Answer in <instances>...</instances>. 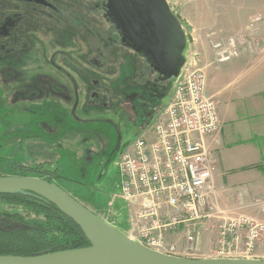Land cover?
Here are the masks:
<instances>
[{"label":"flooded vegetation","instance_id":"af4514ba","mask_svg":"<svg viewBox=\"0 0 264 264\" xmlns=\"http://www.w3.org/2000/svg\"><path fill=\"white\" fill-rule=\"evenodd\" d=\"M108 3L109 0H0V85H24V90L15 88L11 94L30 106L26 109L36 127L53 132L46 120L53 115L58 121L62 105L67 106L73 123L74 117L76 124L104 122L79 119L74 100L78 104L81 96L87 99L86 107L102 110L134 109L149 88L147 84L156 88L168 82L145 57L142 48L151 49L155 42L146 39L144 30L129 25L135 19L133 12L122 10L120 26ZM74 71L80 80L74 79ZM21 72L31 74L28 82H23ZM8 96L9 92L0 95V108L6 113L0 116V178L10 171L9 177H32L24 175L40 172L46 179L45 171L58 167V158L44 159V150L50 149L52 142L25 135L24 124L14 125L8 119L9 102L15 100ZM43 135L51 136L46 132ZM52 184L56 185L55 180Z\"/></svg>","mask_w":264,"mask_h":264},{"label":"built area","instance_id":"2783aa9c","mask_svg":"<svg viewBox=\"0 0 264 264\" xmlns=\"http://www.w3.org/2000/svg\"><path fill=\"white\" fill-rule=\"evenodd\" d=\"M212 49L219 63L237 56L232 39ZM205 87L200 56L189 53L168 101L116 163L118 193L107 208L119 202L126 236L150 250L197 259L208 234L214 243L207 258L250 260L264 223L217 207L212 179L222 125Z\"/></svg>","mask_w":264,"mask_h":264},{"label":"rangeland","instance_id":"374dc122","mask_svg":"<svg viewBox=\"0 0 264 264\" xmlns=\"http://www.w3.org/2000/svg\"><path fill=\"white\" fill-rule=\"evenodd\" d=\"M166 1L171 12L179 19L186 36L184 58L189 53L199 54L204 72L207 71L205 67L210 64L217 68L233 66L237 64L238 59L246 58V56L253 65L262 55L263 10H255V12L250 9L249 13L248 8L229 9L225 7V4H229L230 1L233 4L235 0H220L224 2L222 5H215L217 0ZM226 1L227 3H225ZM231 14L232 19L234 16V20L237 18L240 21L239 24L232 23ZM229 39L235 42L237 56L227 62L219 63L214 56L212 43H225ZM74 58L82 61L78 56ZM20 75L23 77L24 83L28 82L31 77V74L27 72H21ZM74 79L80 80V78L77 79L75 71ZM173 80L162 83L156 88L147 84L149 88L143 91L140 102L135 105L134 109L116 110L110 108V110H102L92 106L86 107L87 99L80 96L78 104H75L74 100L76 116L82 120L100 119L105 123L76 124L75 117L73 123L67 106L62 105L63 109L58 110V121H54L53 115H51L52 119L50 116L46 120L53 132L36 127L26 109L30 106L21 101L20 97H15V93L11 94L15 88L16 91L24 90V85L19 83L14 86L15 82L10 85H0V95L1 93L7 95L9 92L8 97L15 98L9 102L11 108L10 106L7 108L8 119H12L14 125L24 124L25 135L36 136L37 139H47L48 142H52L51 148L47 151L44 150L47 153L44 154V159L46 157L48 159L58 158L56 163L58 167L55 169L58 168V174L62 179L55 180L56 186L118 232L126 235L127 226L125 216L119 210L120 203L114 204L115 211H110L107 208L112 196L118 193L119 174L116 163L140 132L151 125L155 116L166 104L171 95ZM33 105L31 104V108ZM3 111L4 109L0 108V116L6 114ZM39 129L51 136H44ZM4 155L8 157L13 154H1V156ZM4 163L6 162L3 161L2 164ZM51 165H47V167L49 168ZM6 175H8L6 177L11 176L10 171H7ZM68 179L73 180L74 183L67 181ZM252 218L258 220L255 217ZM213 243L212 236H209V241H206V246L204 245L201 251L196 254V258L206 259L213 249Z\"/></svg>","mask_w":264,"mask_h":264},{"label":"water","instance_id":"95a60500","mask_svg":"<svg viewBox=\"0 0 264 264\" xmlns=\"http://www.w3.org/2000/svg\"><path fill=\"white\" fill-rule=\"evenodd\" d=\"M108 8L121 26L122 10L133 12L129 24L144 30L155 45L143 47L145 57L166 81L184 65L186 36L166 0H109ZM30 192L54 205L81 230L89 246L32 257L0 256V264H264V260L186 259L165 255L132 241L56 185L32 177H1L0 195Z\"/></svg>","mask_w":264,"mask_h":264},{"label":"crops","instance_id":"0c3cea01","mask_svg":"<svg viewBox=\"0 0 264 264\" xmlns=\"http://www.w3.org/2000/svg\"><path fill=\"white\" fill-rule=\"evenodd\" d=\"M222 2L217 0L215 5ZM228 3L225 7L229 9L248 8L249 13L264 11V0ZM232 20L234 24L240 23L234 16ZM262 27L264 31V19ZM262 36L263 53L253 65L246 56L233 66L217 68L210 64L205 67V95L216 101L222 125L217 171L212 179L217 207L235 215L247 213L264 223V34ZM209 236L203 235L200 251ZM254 254L253 259L264 260V233Z\"/></svg>","mask_w":264,"mask_h":264},{"label":"trees","instance_id":"16d2710c","mask_svg":"<svg viewBox=\"0 0 264 264\" xmlns=\"http://www.w3.org/2000/svg\"><path fill=\"white\" fill-rule=\"evenodd\" d=\"M45 173L46 179L40 172L24 176L49 183L62 179L58 168ZM87 246L80 228L45 199L30 192L0 195V256L32 257Z\"/></svg>","mask_w":264,"mask_h":264}]
</instances>
